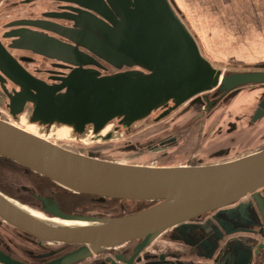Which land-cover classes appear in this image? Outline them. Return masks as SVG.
Masks as SVG:
<instances>
[{
    "label": "water",
    "instance_id": "1",
    "mask_svg": "<svg viewBox=\"0 0 264 264\" xmlns=\"http://www.w3.org/2000/svg\"><path fill=\"white\" fill-rule=\"evenodd\" d=\"M71 1L99 15L75 18L73 30H51L72 45L25 37L38 53L62 54L51 59L75 67L60 84L12 78L16 61L0 41V74L23 90L9 96L0 78L13 118L32 103V124L78 135L92 127L97 135L114 121L130 128L172 103L156 121L184 107L179 117L191 115L186 125L193 127L225 100L264 89V70L214 67L170 0ZM97 59L117 72L102 75ZM251 120H264V96ZM0 157L92 202L145 206L122 216L66 214L55 190L44 197L17 183L14 195L0 191V264H264V149L209 165H129L67 150L0 118Z\"/></svg>",
    "mask_w": 264,
    "mask_h": 264
},
{
    "label": "rangeland",
    "instance_id": "2",
    "mask_svg": "<svg viewBox=\"0 0 264 264\" xmlns=\"http://www.w3.org/2000/svg\"><path fill=\"white\" fill-rule=\"evenodd\" d=\"M184 1L193 17H197L198 6L208 2L212 6L214 2V0ZM223 2L225 3L220 4ZM226 4V0H215L213 6L216 8L212 12L215 14L219 13L218 9L221 7L223 9ZM44 9L46 10L47 8H40V12ZM2 11L0 12V21L3 24L8 18L4 8ZM177 13L197 40L198 34L190 18L182 12L181 14ZM223 23L225 27L229 26V30L231 29L234 32L245 31L248 33L252 31L247 28L248 25L244 20L228 18L223 20ZM261 24L264 25L261 22L257 23V25ZM200 50L203 56L207 55L206 57L214 67L224 73L229 71L264 70V59L247 60L250 57L249 54L232 57L227 48H221L214 52L208 50L207 52L202 48V45ZM247 52L248 49H245L244 53ZM112 73L110 72L109 74ZM263 96V88L246 89L235 98L222 102L210 118L206 117L205 120L197 122L193 127H187L186 125L187 118L191 115L185 118L179 117V114L184 110L183 107L172 116H168L161 121H156L158 117L155 113L130 128L120 126L117 121H114L101 132L99 137L94 134L92 127H88L83 135H78L66 126L54 125L48 128L32 124L29 112L13 118L7 108L8 99H6V95L0 87V118L44 140L76 153H99L104 159L129 165L153 167L198 166L236 160L264 148V120L257 124L251 122L253 113ZM232 125H234V129ZM172 136L178 137L176 142L158 151V148L163 146L161 143L172 138ZM5 177L18 184L30 185L21 175L19 176L15 173H10ZM79 199L77 208L86 212L102 211L106 214L118 216L145 207L142 204L115 202L117 200L99 203L92 202L91 199L90 202H87L84 198ZM124 210L126 212L122 213ZM117 211L120 212L116 213ZM36 215L40 216L41 214Z\"/></svg>",
    "mask_w": 264,
    "mask_h": 264
},
{
    "label": "flooded vegetation",
    "instance_id": "3",
    "mask_svg": "<svg viewBox=\"0 0 264 264\" xmlns=\"http://www.w3.org/2000/svg\"><path fill=\"white\" fill-rule=\"evenodd\" d=\"M86 4L88 6H91V3L90 5L88 3ZM42 7H45L47 9H44L40 12V8ZM3 8L8 19L3 24L2 21H0V41L2 42L4 48L7 49L10 55L16 61L15 64H10V74L15 80L25 81L26 83L29 81L30 83L37 81L39 85L40 82L47 83L48 85L60 84V81H58V79L67 77L75 67L70 63L63 62L58 59H51L54 57L64 58L62 54L47 52L48 55H42L38 53L44 51L40 48L32 49L33 47L27 43L26 38L34 35L40 40L54 42V39H58L61 42L72 45L70 41L60 37L51 30H54V28H58L56 25L73 30L75 28V18L84 17L85 19L93 20L95 16H99L98 13L91 10L90 8L81 7L71 0H0V12H3ZM25 22L36 23L37 27L32 25H25ZM40 22H42V26H45L47 29L40 28ZM70 33L72 34V32ZM80 50L81 52L94 57L89 51H86L82 47H80ZM98 61L102 66H104V70L98 69L95 66H87L84 68L98 69L101 71L102 75L109 74L110 72H117V70L112 69L103 61ZM21 75H23L24 78H22ZM0 78L4 80L3 85L6 87L9 96L16 98L18 95L23 93V90L20 88V86H18L10 78L1 74ZM1 83L2 82L0 81V87ZM6 99H8L7 108L11 114V109L9 108L10 100L7 95ZM171 107H173V104L169 103L168 108H162L154 112L153 114L156 113L157 117L159 118ZM217 108L213 109L209 114L205 115L203 119H200L198 122H201V120H205L206 117L210 118L212 114L217 110ZM258 108L259 105L255 109V112ZM34 110V104L26 103L23 113L29 112V117H31ZM179 110L180 108L172 112L169 116H172ZM255 112L253 113V116L255 115ZM100 134L97 135L99 136ZM263 149L264 148L260 149V151ZM0 165L1 192L12 195L18 193L16 186L17 182H12L10 181V179L5 177L10 173H15L19 176L21 175L23 179H25L28 184H30V186H33L38 191V193L44 197L52 195V190H55L58 193L56 199L59 202L63 213L70 214L76 212L77 210L86 212L80 208H75L74 211L68 212L65 207V198L69 196L70 193L59 189V187L51 184L40 176L36 177V175H33L30 172V170L23 168L16 163L12 164L2 159H0ZM115 202L119 203L122 201L117 200ZM118 212L120 211H117L116 213ZM124 212L126 211H122V213Z\"/></svg>",
    "mask_w": 264,
    "mask_h": 264
},
{
    "label": "crops",
    "instance_id": "4",
    "mask_svg": "<svg viewBox=\"0 0 264 264\" xmlns=\"http://www.w3.org/2000/svg\"><path fill=\"white\" fill-rule=\"evenodd\" d=\"M170 2L177 12L180 14L182 12L190 18L198 34L199 48L202 45L207 52L227 48L232 57L249 54L247 60L264 59V25H257L258 22L264 23V0H226V6L218 9L219 13L216 14L212 12L216 8L213 6L214 0L212 6L210 2L198 6L197 17H193L184 0H170ZM228 18L244 20L248 25L247 28L252 31L246 33L229 30V26L225 27L223 23V20ZM245 49H248L247 53H244ZM206 56L204 57L207 58Z\"/></svg>",
    "mask_w": 264,
    "mask_h": 264
},
{
    "label": "trees",
    "instance_id": "5",
    "mask_svg": "<svg viewBox=\"0 0 264 264\" xmlns=\"http://www.w3.org/2000/svg\"><path fill=\"white\" fill-rule=\"evenodd\" d=\"M0 159H2V160H6L7 162H9V163H12V164H15L14 162H12V161H10V160H8V159H5V158H3V157H0ZM0 167H1V165H0ZM33 175H36V176H38L37 174H35V173H33L32 171H30ZM45 180H47L48 182H50L51 184H53V185H55L54 183H52L51 181H49L48 179H46L45 178ZM56 186V185H55ZM59 189H62V188H60L59 187ZM63 190V189H62ZM79 198H84L85 200H87V202L89 201V199L91 198L90 196H83V195H75V194H71L70 193V195L69 196H67L66 198H65V207H66V209L68 210V212H72V211H74L75 210V208H77L78 206V204H79Z\"/></svg>",
    "mask_w": 264,
    "mask_h": 264
},
{
    "label": "bare ground",
    "instance_id": "6",
    "mask_svg": "<svg viewBox=\"0 0 264 264\" xmlns=\"http://www.w3.org/2000/svg\"><path fill=\"white\" fill-rule=\"evenodd\" d=\"M16 127H17V126H16ZM18 128H19V127H18ZM26 132H27V131H26ZM27 133H29V132H27ZM29 134H31V133H29ZM32 135H34V134H32ZM34 136H36V135H34ZM36 137H38V136H36ZM39 138H40V137H39ZM41 139H43V138H41ZM43 140H44V139H43ZM46 141H47V140H46ZM48 142H49V141H48ZM34 214L36 215V214H38V213H34ZM36 216H38V215H36ZM38 217L43 218L44 216H41V215H40V216H38ZM69 224H72V223H69Z\"/></svg>",
    "mask_w": 264,
    "mask_h": 264
}]
</instances>
